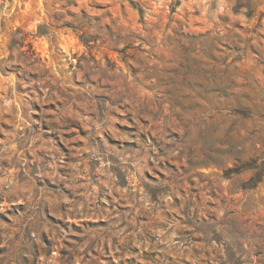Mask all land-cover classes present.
<instances>
[{
    "label": "rangeland",
    "instance_id": "obj_1",
    "mask_svg": "<svg viewBox=\"0 0 264 264\" xmlns=\"http://www.w3.org/2000/svg\"><path fill=\"white\" fill-rule=\"evenodd\" d=\"M253 158L264 0H0V264H264Z\"/></svg>",
    "mask_w": 264,
    "mask_h": 264
},
{
    "label": "trees",
    "instance_id": "obj_2",
    "mask_svg": "<svg viewBox=\"0 0 264 264\" xmlns=\"http://www.w3.org/2000/svg\"><path fill=\"white\" fill-rule=\"evenodd\" d=\"M178 4L176 1L175 6ZM134 7L137 9L139 14H142V10L135 4ZM12 46V45H11ZM236 114L247 118L250 116L248 111L243 110H235ZM250 170L252 171L251 177L243 184V189L252 190L256 188V186L262 181L264 178V160L259 161L256 158L250 159L248 162L239 163V165H235L233 168H230L224 172L225 177H230L231 175L239 174L243 171Z\"/></svg>",
    "mask_w": 264,
    "mask_h": 264
}]
</instances>
